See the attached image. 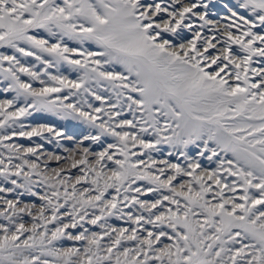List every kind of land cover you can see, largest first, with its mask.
<instances>
[{
  "label": "snow or ice",
  "instance_id": "snow-or-ice-1",
  "mask_svg": "<svg viewBox=\"0 0 264 264\" xmlns=\"http://www.w3.org/2000/svg\"><path fill=\"white\" fill-rule=\"evenodd\" d=\"M0 49V264H264V0H0Z\"/></svg>",
  "mask_w": 264,
  "mask_h": 264
},
{
  "label": "rangeland",
  "instance_id": "rangeland-1",
  "mask_svg": "<svg viewBox=\"0 0 264 264\" xmlns=\"http://www.w3.org/2000/svg\"><path fill=\"white\" fill-rule=\"evenodd\" d=\"M223 2H227V3H234L235 0H223ZM214 11L216 12H220V13H224V15L226 14V10L223 9L222 7V3L218 5L217 9H214ZM46 36V34H44ZM69 46H75L74 44H72L71 42H69ZM0 52H4L7 54H11V49H0ZM25 63L26 66H30L32 64H35L36 62L33 60V58L29 57L25 59ZM7 65H5L6 67ZM42 70V68H41ZM51 73L53 75L58 74L57 71L55 69L50 70ZM59 74L68 77L71 80H75L77 79L78 74L76 72L71 71L67 65H64L60 68L59 70ZM21 79L24 81H28V77L26 76H21ZM33 86L34 87H40L38 82H33ZM4 84L0 83V88H3ZM14 94L13 93H0V100H3L5 98L7 99H11L12 96ZM54 96L56 94H53ZM60 95H63V93H61ZM97 103H95V101H93L94 105L98 106V104L100 103L99 101H96ZM129 118H131L129 116ZM23 122H28V124L30 126H39V125H47V126H52L55 127L57 129L62 130L66 136H73L74 139L73 140H68V139H61L60 143H62V146H65V149H70L71 146V142H76L77 140H80L83 138L84 135L88 134L89 131H91V129H89V127L86 124L80 123L79 121H74L71 119L68 120H62L59 119L56 116H53L51 114H47V113H34L31 116H27L22 118ZM25 124V123H24ZM46 136H48L49 134L45 133ZM49 139L52 140V143H49L45 140H42L40 137H33L32 140H28V139H20L18 141H20V145H23L25 147L28 146H34L38 144L43 145V147H53L55 146V139L54 137H50ZM109 141H111V138H108ZM6 143L8 144H16L15 141H7ZM22 143V144H21ZM90 142L85 141V144H89ZM25 144V145H24ZM30 144V145H29ZM94 148H96L97 150H99L98 146L93 145ZM62 148V147H61ZM57 152L59 153H66L67 152L64 150L62 151L60 148L56 147ZM170 149L167 148V146H163V151L162 152H158V153H153L154 158L155 157H161V158H167L166 153L167 151H169ZM0 152H4L5 156H7V151L3 148L0 147ZM146 159V157H145ZM172 162H178L181 163L182 165L185 164V161L183 160V158H177L176 156L171 157ZM14 163H19V161H14ZM203 165L205 167H209L207 161H203L202 162ZM211 167H215V165H211ZM232 179V178H230ZM138 183H143V182H138ZM23 203H31V202H36L37 204L41 203L38 200H34V198H29V197H24L22 198ZM202 219V217H201ZM24 222L26 223V226H30L31 223V217H24ZM111 224H113V226L115 227H128L129 225L127 223H125L124 221H118L115 219H111L109 221ZM0 223H2V221H0ZM150 227V226H149ZM21 239H24V237H21ZM105 243H107V239H105L104 241ZM73 244H75L76 246H79L78 242H72V241H64L63 242V246L65 247H69V246H73Z\"/></svg>",
  "mask_w": 264,
  "mask_h": 264
},
{
  "label": "bare ground",
  "instance_id": "bare-ground-1",
  "mask_svg": "<svg viewBox=\"0 0 264 264\" xmlns=\"http://www.w3.org/2000/svg\"><path fill=\"white\" fill-rule=\"evenodd\" d=\"M218 14H217V16L216 17H214V19H219L220 18V16H222V15H224V13H220V12H217ZM222 23L224 22V21H221ZM95 103H97L96 101H95ZM98 106H99V104H98ZM23 123H25V125L26 126H30L29 124H28V122H23ZM10 131V130H9ZM20 139H25V138H20V137H13V139L11 140V141H15L16 142V144H20V141H18V140H20ZM22 144V143H21ZM38 144V143H37ZM62 144V143H61ZM25 145V144H24ZM30 145V144H29ZM35 146V145H34ZM71 148H74L75 146H76V142H71ZM29 147V146H28ZM62 151H64L65 150V146H62V148L61 147H59ZM70 148V149H71ZM41 151L42 152H53V153H55V154H57V155H67L66 153H59V152H57V150H56V146H53V147H43L42 149H41ZM155 158H157V159H162L161 157H155ZM43 160H44V156L43 155H41V166H43L42 165V162H43ZM52 165L53 166H55V162H52ZM73 171H75V170H73ZM111 191V190H110Z\"/></svg>",
  "mask_w": 264,
  "mask_h": 264
}]
</instances>
